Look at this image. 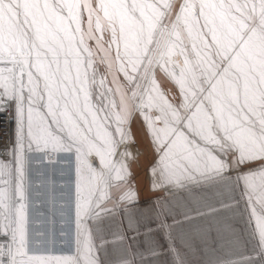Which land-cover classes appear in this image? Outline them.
Masks as SVG:
<instances>
[{
  "label": "snow or ice",
  "instance_id": "obj_1",
  "mask_svg": "<svg viewBox=\"0 0 264 264\" xmlns=\"http://www.w3.org/2000/svg\"><path fill=\"white\" fill-rule=\"evenodd\" d=\"M13 108L12 158L0 160V264H104L96 239L111 189L131 182L136 117L156 155L152 189L242 183L264 249V0H0V113ZM37 153V165L53 154L74 165L65 254L28 250ZM135 197L128 187L119 201Z\"/></svg>",
  "mask_w": 264,
  "mask_h": 264
},
{
  "label": "rangeland",
  "instance_id": "obj_2",
  "mask_svg": "<svg viewBox=\"0 0 264 264\" xmlns=\"http://www.w3.org/2000/svg\"><path fill=\"white\" fill-rule=\"evenodd\" d=\"M157 77L163 90L174 96L175 85L160 73ZM7 113L9 139L5 146H0V150H5L0 155L3 161L11 160L16 139L14 108ZM130 130L138 155L128 161L130 184L111 189L112 199L107 207L113 212L104 218L100 238L96 239V243L104 241V264H264V249L259 245L242 183L153 190L148 176L156 155L139 117L132 120ZM62 158L63 154L55 155V162L45 160L37 165L36 160H44L42 154L32 157L34 163L27 178L30 254L60 255L70 251L69 244L62 241H71L74 235L75 173L74 165L65 168ZM232 175L235 177V173ZM135 186V202H120V194ZM157 198L159 207L154 203ZM253 202L259 213V203L255 198ZM161 223L164 227H158ZM148 228L153 231L149 233ZM61 232L68 233L67 237H62ZM170 243L175 252L169 250Z\"/></svg>",
  "mask_w": 264,
  "mask_h": 264
},
{
  "label": "built area",
  "instance_id": "obj_3",
  "mask_svg": "<svg viewBox=\"0 0 264 264\" xmlns=\"http://www.w3.org/2000/svg\"><path fill=\"white\" fill-rule=\"evenodd\" d=\"M7 116L5 112L0 113V146H5L9 139Z\"/></svg>",
  "mask_w": 264,
  "mask_h": 264
},
{
  "label": "bare ground",
  "instance_id": "obj_4",
  "mask_svg": "<svg viewBox=\"0 0 264 264\" xmlns=\"http://www.w3.org/2000/svg\"><path fill=\"white\" fill-rule=\"evenodd\" d=\"M158 78V77H157ZM158 82L160 83V85H161V81H160V79L158 78ZM161 88H162V85H161ZM162 90H163V88H162ZM7 115H8V113L7 112H5ZM133 143H130V144H128V149H129V151L131 152V154H132V156H137L138 155V151H137V149L136 148H134L133 146ZM124 147H125V145H122V148L120 149V151H123L124 150ZM10 151V150H9ZM9 151H7L6 152V154L7 153H9ZM4 154L5 153V150H0V155L1 154ZM10 154H11V156H12V152H10ZM53 156H55L54 154H53ZM58 159V158H57ZM116 160H119V155H117V159ZM129 161V160H128ZM128 161H127V163H128ZM95 162V161H94ZM137 162H138V164H139V161L137 160ZM148 178H149V181H150V183H151V188H152V182H153V179H154V177L149 173V176H148ZM132 188V187H131ZM158 188V187H157ZM133 189V191L136 193V186L134 187V188H132ZM227 189V188H226ZM125 191H127V189L126 190H124L123 192H125ZM122 192V193H123ZM138 192V191H137ZM121 193V194H122ZM120 194V195H121ZM30 214V213H29ZM29 214H28V216H29Z\"/></svg>",
  "mask_w": 264,
  "mask_h": 264
}]
</instances>
